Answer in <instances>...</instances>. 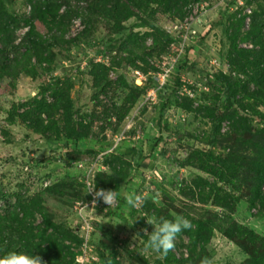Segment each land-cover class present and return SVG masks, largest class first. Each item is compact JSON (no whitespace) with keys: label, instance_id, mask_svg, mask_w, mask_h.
I'll list each match as a JSON object with an SVG mask.
<instances>
[{"label":"rangeland","instance_id":"obj_1","mask_svg":"<svg viewBox=\"0 0 264 264\" xmlns=\"http://www.w3.org/2000/svg\"><path fill=\"white\" fill-rule=\"evenodd\" d=\"M176 1L183 0H175L173 3ZM184 2L187 4L182 5L186 16L179 19L176 12L168 13L164 7L151 4V0H127L136 16H122L120 27L105 16L94 18V24L87 36L81 39H78V35L83 33L85 25L80 15L73 16L65 35L58 31V27L53 28V25H44L41 21L35 20L34 40L40 42L43 39L38 47V53L25 57L22 64L26 65L27 69L16 68L18 74L15 78L6 76L0 80V192L13 203L18 201L16 195H21L23 203L29 210L31 217L29 221H35V225L43 223L45 219L71 237L78 236L84 240L76 264H94L98 261L93 247L85 244L87 232L82 228L85 223L92 221L91 226L95 231L101 225L110 228L115 237L112 249L119 253L118 261L122 264L168 263L166 257L151 250H144L147 242L145 237L148 238L143 232L145 228L131 229L130 226L126 229L123 224L126 221L123 222L118 215L114 217L105 215V212L109 211L105 209L108 207L106 204L103 213H100L96 206L92 211L90 203L94 193L89 194V191L94 188L95 191L101 189L106 179L102 178L100 173L111 169L110 164L107 165L106 162L117 154L107 152L104 155L78 157L71 150L51 151L36 130L35 132L28 130L19 120L15 124L9 123L7 119L13 105L18 107L22 103L44 99L49 113L39 116V121L46 127L54 126L50 134L71 127L67 116L65 117L68 111V114L74 115L75 128L82 125L84 132L94 139L98 138L100 141L105 136L108 141L119 145H125L129 141L135 146L142 145L145 161L138 166L132 157L125 158L132 165L135 180L132 184L122 182V186L124 192L135 190L142 194L143 204L147 199L154 197V201L161 205L167 196V201H171L178 209H182L185 204L194 205L193 219L198 216L197 219L202 220L215 222L219 220L226 227L235 222L264 237V216H259L258 209H250L251 190L255 187L252 176L256 173L257 157H253V162L238 179L230 176L229 183L226 177L223 178L224 174L219 177L210 175L190 160V155L196 151L202 153V158L211 150L220 158L230 153L229 148L214 149L213 146L206 144V137L213 133L212 124L208 120L201 117L196 119L194 112L188 115L186 111L175 107L165 118L169 125L168 129H163L160 133L159 130L153 129L150 112L145 111L159 104L161 99H171L179 106L192 103L191 109L201 110L202 113L199 115H203L205 113L203 109H219L222 106L225 100L222 96L224 94L221 91L222 86L238 82L248 83L251 78H257L262 69L260 71H256L255 68L248 69L247 64L244 69L247 70L246 73L237 72L235 65L243 63L244 59L238 55L231 56L230 53L234 44L238 49L251 51L249 54L256 55L261 50L250 40H242L255 25L251 18L255 12L264 14L262 8L264 0H184ZM3 3L6 4L5 11L15 17L31 16L29 14L31 10L25 0H3ZM71 3L73 6L74 1ZM88 4L87 1L81 3L82 9L88 7ZM133 4L143 7L138 9ZM66 11L67 6H63L59 13L64 14ZM244 16L246 21L250 19L247 23L245 21V28L240 36L234 38L232 29ZM259 16L256 19L262 17ZM88 18L89 16L86 17ZM49 27L50 31L51 29L54 31L48 32ZM210 27L212 30L207 38L201 39L202 34ZM30 29V25L23 23L16 32L18 40L20 41ZM53 32L59 37L48 46L44 38H50ZM136 43L142 48L139 52H136ZM154 46L156 50L152 51ZM238 58L237 63H231ZM99 65L106 68L102 69L101 80L94 77V72L101 67ZM258 66L264 67V63ZM165 69L172 71V77L160 91L159 98L155 102H150L149 106L144 103V97L149 88L156 87L152 76ZM248 70L257 74L252 75L251 72L248 74ZM140 76H144L145 79L142 84L137 85L136 81ZM210 79L213 80L211 83ZM191 89L193 94L188 95L186 91ZM136 91L140 96L135 108H132L125 117L120 130L115 132L113 126L116 124L115 116L112 115V121H104L106 117L104 114L115 106L122 110L131 108V96ZM94 97L98 99L95 100ZM260 111L264 113V108ZM91 115L99 116L101 119L92 122ZM257 124L253 121V128L261 129ZM104 126H108L105 133L102 132ZM229 128L230 122H224L221 130L223 137L230 134ZM161 134L163 139L157 138ZM149 137L153 145L155 139L160 144L159 152L154 155L150 153ZM237 150L240 152L234 145L231 150L232 157ZM246 152H242L243 157ZM247 154L249 155L248 152ZM186 160L191 162V165L181 168L180 162ZM194 160L196 161L195 156ZM242 163V158L233 157L235 169L233 171L238 173L244 168ZM87 179L90 181L89 186ZM199 181L205 185L204 195L208 196L201 202L182 198L181 185L187 183L186 187L190 188L188 191L191 190L198 195L201 190L195 183H200ZM50 189L54 190L51 196L47 193ZM159 190H164L167 195L161 194ZM156 193H159L158 198H155ZM216 197H224L228 206L223 208L215 204ZM1 198L0 214L3 215L8 201L1 204ZM117 202L116 197L114 205ZM84 204L89 205L86 211L94 220L92 218L90 221L82 220L81 225L77 207ZM123 211L130 222L131 210L125 206ZM195 214L196 216H193ZM138 217L145 215L137 213L131 219L132 222H136ZM21 218H24L23 214ZM147 229L151 234L153 227L147 226ZM196 229L193 226V231ZM98 232L102 234L100 230ZM209 239L210 242L206 244L205 249L210 255L207 257L215 258V264H242L247 260L241 247L223 231L214 230ZM69 243L70 241H67L66 246ZM184 243L188 245L189 239L185 238ZM200 252L201 246L192 250V256L188 248L174 251L179 257L181 254L185 258L193 257L192 264H200V260L205 257L200 255Z\"/></svg>","mask_w":264,"mask_h":264},{"label":"trees","instance_id":"obj_2","mask_svg":"<svg viewBox=\"0 0 264 264\" xmlns=\"http://www.w3.org/2000/svg\"><path fill=\"white\" fill-rule=\"evenodd\" d=\"M72 1L74 5L72 6ZM76 1V2H75ZM87 1L88 7L84 10L81 7V3ZM175 0H151V4H156L162 6L166 9L168 13L176 12L179 19H184L186 12L183 10V4L187 5L186 2ZM26 4L29 6L31 14L30 17H15L5 11L6 4L3 0H0V80L3 77H13L15 78L18 74L16 68L27 69V66L22 64L25 57H31L37 54L38 47L41 41L34 40L35 26L33 22L35 20L41 21L44 25L52 26L53 28L58 27V31L66 34L73 16L78 17L80 15L83 19V24L85 25V30L81 35H78V39L87 36L89 29L94 24V18L99 19L102 16L108 18L110 22L116 23L117 27H120L122 21V16H136L131 5L127 4V0H25ZM136 8L141 9V5H136ZM63 6H67V11L64 14H60V10ZM263 11H264V7ZM261 10V7H260ZM260 15V16H259ZM89 16L88 19L86 17ZM261 17L260 19H256ZM85 17V19H84ZM253 23L255 25L251 29L247 36L243 38L242 41H251L257 47H260V51L256 55L249 54L251 51L244 49H238L236 44L233 45L231 56L238 55L243 58V63H237L239 60L236 59L232 64H235V70L237 72H247L244 70L248 64V69L255 68L261 70V74L257 78H251L248 83H234L230 86H222L221 91L225 100L222 106L210 110L203 109L205 112L203 115L201 110H192V103H184L183 105H178L171 101V99H161L159 104H155L153 108L146 109V112H150V120L152 125H154V130H159L160 133L163 129H168V122L165 121L166 115L172 111L173 108L178 107L181 111H186V114H192L193 112L195 118L201 117L202 119L208 120L213 127V133L208 135L206 139V144L213 146L214 149H230L229 155H225L224 158L216 157L214 151L211 150L205 158H202V153L199 151L194 152L190 155V160L197 164V166L214 176H223L230 183V176H235L237 179L246 172V167L253 162V157L256 158V173L252 176L254 188L251 190L252 199H250V209H258L259 216H264V113L260 111L264 108V67H259L258 65L264 63V14H258L255 12L253 17ZM260 20V21H259ZM246 16L241 17L238 25L235 24L232 29L234 38L243 32L245 28ZM25 23V25H30L31 29L27 32L20 41L17 38L16 32L20 26ZM212 28H208L201 36V39H206ZM54 30L49 27L48 32ZM61 35V34H60ZM59 36L53 32V36L50 38H44L45 44L48 46L52 45L51 42L57 41ZM63 38V37H62ZM18 42V43H17ZM158 44H156L157 46ZM127 47L124 48L126 50ZM136 52H139L142 48L140 44L136 43ZM155 46L152 51H155ZM189 51V50H188ZM37 52V53H36ZM43 56V55H42ZM44 60L45 57L43 56ZM233 57H230L232 59ZM255 60V61H254ZM250 61V62H249ZM187 62V61H186ZM249 62V63H248ZM258 65H257V64ZM30 66V65H29ZM101 66V65H99ZM99 70L94 72V77L101 80L103 75V70L105 67H98ZM28 72V71H27ZM252 75H256L254 71L248 70ZM169 77L167 84L169 83ZM218 77V76H217ZM227 79V78H226ZM210 79V83H211ZM179 77L176 78L177 87L179 86ZM213 81V80H212ZM192 90V89H191ZM131 96V108L117 109L116 106L104 114L106 117L104 121H112L113 116H115L116 124H113L115 132L120 130L121 124L124 122L125 117L135 108V105L139 98V93L136 91ZM95 98V97H94ZM98 99L97 97L95 100ZM44 100V99H43ZM43 100L30 101L26 103L12 106V110L9 112L8 121L11 124H15L18 120L25 124L28 130L35 132V130L40 134V136L45 140L47 146L51 151L58 150H71L78 155L82 156H97L105 152L113 151L117 156H111L107 160V165L110 164L111 169L108 172L100 173L99 175L106 179L103 181L101 189L117 191V204L113 205L115 209L105 207L109 211L105 215L107 217H114L118 215L123 222L126 221L125 228L127 229L129 224H131V229L136 227L147 228L146 219L149 217H164L166 219H173V214L183 215L188 220L191 221L193 226L197 229L193 231L185 230L183 231L178 239L176 240L175 250H180L181 248H188L191 252L195 250L198 246H201L202 256H210L206 251L205 246L210 242L209 237L212 235L214 230L223 231L224 234L241 247L243 254L247 256V260L242 264H264V237L256 233L254 230L247 228L245 226L239 225L235 222L228 225H222L218 220L208 221L195 219L192 217V213L195 210L194 205L185 204L182 209L174 207L171 201H167L168 197L165 196V201H162L161 205L154 201V197L146 200L140 209L129 208L131 211L130 222H128L126 213L123 211L125 205L124 200V188L122 182L132 184L135 180V173L132 169L131 163L125 160V158H133L134 162L140 166L145 161V153L142 145L135 146L131 141L125 143V145L117 144L116 147L113 141H108L105 136L103 140L94 139L90 137L86 132H84V127L80 125L77 129L73 124L74 115L71 113L65 115L68 118L69 126L65 131L56 130L53 134L49 132L54 126L49 125L46 127L42 122L39 121V116L42 114L49 113L45 107V102ZM192 110V111H191ZM190 112V113H189ZM186 116V115H185ZM92 122L94 120H100L99 116L91 115ZM230 122V128L228 136L223 137L221 134L222 125L224 122ZM253 121L257 122V126L261 129L253 128ZM86 128V127H85ZM108 126L102 127V132L105 133ZM210 136V137H209ZM148 137V136H147ZM157 138L163 139V135H159ZM150 142V153L152 155L159 152V142L156 141L153 145L152 139L148 138ZM139 142V141H138ZM123 145V146H122ZM137 145V144H136ZM237 146L240 152L237 150L233 154V157L237 159H243L244 168H241L238 173L234 172L233 168V157L231 155L232 148ZM223 148V149H222ZM249 155L247 154V152ZM242 152H246L244 157ZM196 157V161L194 160ZM108 158V157H107ZM106 158V159H107ZM105 159V160H106ZM105 163V164H106ZM104 164V163H103ZM191 162L183 161L180 162V167H189ZM138 170V169H137ZM98 175V176H99ZM229 177V178H228ZM243 178V177H242ZM243 181L244 178H243ZM200 183H195L201 192L193 193L190 188L186 187L187 183H184L180 187V193L182 198H188L192 201H203L208 195H204L205 185ZM154 184V182H152ZM194 181L192 182V184ZM155 187V186H154ZM130 191V189H129ZM54 190L50 189L48 194H53ZM161 194H165V191L159 190ZM125 193V192H124ZM0 197L2 201H8L9 197L5 196L3 192H0ZM17 203L8 201L4 207V214H0V258L9 251L22 252L28 255H39L43 258L46 264H76V258L81 254V244L84 240L79 239L78 236H70L65 231H60L52 225L51 222L43 219V223L35 225V221L30 222L29 210L27 205L22 201L21 195H16ZM227 200L223 198L216 197L214 203L225 208L228 206ZM100 213H103L105 209L98 208ZM112 209V210H111ZM137 213H143L145 217H138L136 222H132V218L136 216ZM23 214L24 218H21ZM141 216V215H139ZM229 218V217H228ZM129 219V217H128ZM33 220V218H32ZM201 220V221H195ZM101 225L98 227L97 231L93 229L92 236L89 241H87V246L90 244L93 247L95 257L101 261V264H122L118 261L120 258L119 253L112 249L113 237L112 231L108 226L103 227ZM101 231L102 234L98 231ZM116 236V235H115ZM147 240L148 238L145 237ZM189 239V244L185 245L184 239ZM70 241L66 246V242ZM199 244L198 246H196ZM117 245V244H116ZM174 250V251H175ZM174 251L170 252L167 256L168 264H192L193 257L185 258L182 254L177 255ZM96 263V262H95ZM94 263V264H95Z\"/></svg>","mask_w":264,"mask_h":264},{"label":"clouds","instance_id":"obj_3","mask_svg":"<svg viewBox=\"0 0 264 264\" xmlns=\"http://www.w3.org/2000/svg\"><path fill=\"white\" fill-rule=\"evenodd\" d=\"M249 19L250 18H248L247 21H249ZM136 84L140 85L139 77L137 78ZM150 89L151 88H149V90ZM148 91H147V94H148ZM186 92L188 95L193 94L192 90L186 91ZM146 97L147 95L144 97V99H146ZM158 98H159V95H158ZM149 106H150V103H149ZM116 145L117 144H115L114 147H116ZM109 152H113V151H109ZM105 153H103L102 155H104ZM89 182L90 181L87 179L88 186H89ZM89 194L94 195L93 200L90 203V205L92 206V211H94L96 207L98 208L104 207L105 204L108 205L109 207H112L114 203L116 202V197L118 195L117 191L104 190V189L95 191V188L91 189L89 191ZM158 197H159V193H156L155 198H158ZM124 200H125L126 207L139 208L142 206L144 202V197L142 194H138L135 190H133V191L124 193ZM3 202L4 201H2L1 204H3ZM82 206L85 207V209H83L81 213H80V209H77L78 215L80 217L79 222L81 225L83 224L82 220H84V218H86L87 221H90L91 218L93 219V217L91 215H88L86 211L89 205L84 204ZM146 221L148 225H151L153 227V231L151 232V234H149L147 228L143 229L144 234L148 236V240L145 243L144 250L145 251L151 250L164 257H166L170 252L175 250L176 240L178 239L179 235L183 231L191 230L193 228V224L191 223L190 220H188L183 215H177V214H173V219H166L164 217H160L159 219H157L156 217L153 216L149 219H146ZM92 222H88V223L92 225ZM115 225H118V224H115ZM80 230H81V226L79 228V231ZM92 232H93V227L91 226L90 233L86 234L87 238H86L85 244L87 243V241L90 240ZM98 262H100L99 264H101L100 260H98L96 263ZM0 264H46V262L39 255H28L22 252L9 251L7 252L6 255L3 256V258H0ZM200 264H215V258L205 256L200 260Z\"/></svg>","mask_w":264,"mask_h":264},{"label":"built area","instance_id":"obj_4","mask_svg":"<svg viewBox=\"0 0 264 264\" xmlns=\"http://www.w3.org/2000/svg\"><path fill=\"white\" fill-rule=\"evenodd\" d=\"M171 74H172V71H169V70L165 69V71L160 72V73H157V74H155V75L152 76V78L154 80V83L156 84V87L155 88H151L148 91V94H147V97H146L144 103L149 104L150 102H155L157 100L160 91L167 84V81H168L169 77L171 76ZM144 79H145L144 76H140L139 77V80L141 82L140 84H142V81ZM77 209H80V213H81L82 210L85 209V207H83L82 205H79L77 207ZM84 220L87 221L86 218H84ZM83 228L85 229V231H87V233H90V231H91V225L88 222L85 223V225H83Z\"/></svg>","mask_w":264,"mask_h":264}]
</instances>
